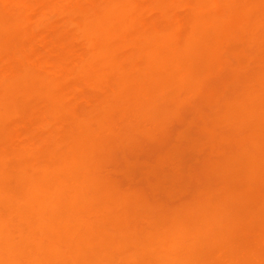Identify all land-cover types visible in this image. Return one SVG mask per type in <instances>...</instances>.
<instances>
[{"label":"bare ground","instance_id":"obj_1","mask_svg":"<svg viewBox=\"0 0 264 264\" xmlns=\"http://www.w3.org/2000/svg\"><path fill=\"white\" fill-rule=\"evenodd\" d=\"M60 1L61 0H59V2ZM137 1L136 0H124V1L123 0L122 1H120V0H101L99 3L96 2V3H98L96 5L92 4L93 7H88L87 9L85 8L81 12L78 11L79 13L75 14L76 16L70 15L71 17L70 16L68 17L69 19L67 20V22L69 21V22L73 23L74 26L76 27V31H77L76 32L77 33V37L76 38L78 39L80 37L78 39V40H80L78 43H80L81 41L82 42L84 41V43L85 42L87 43V45L85 43V46L89 45L88 47L91 48L90 52H88L89 50L88 51L85 50L86 52L89 53V54H87L89 56H87L88 58H86L87 61H85L86 63H85L84 71H86V69H92V66H94L96 63H97L96 65H98V63H100L102 65V67H101V65H99L101 68H103V66H104V68H107V69L108 68H117V67L118 68H122V66L123 67L127 66V67H125L123 69H120L122 77L120 79L118 78L120 80V81L118 80V83H119L118 84L119 85L118 86V88H119L118 92H116V94H115L113 99L111 98V100H109L110 104L114 105V103H116L118 105V107L120 106L119 108H121L120 109L121 113H120L119 117L116 118L115 117L116 113L113 112V111H112L113 112L112 113L110 111V109L107 110V107H105L106 104H107L106 101L108 102V100H106L105 103L103 104V106L105 105L103 107L104 108L103 112H101L102 108H100V107H98L96 105L97 108H99L98 110H101V111H98V113H96V114H94L92 116H89V114H87L90 111H88V112L86 111L87 112L86 114L89 117L88 116L84 117V115H83V117H81L80 115L82 113L80 115H78V116L75 115L76 119H74V124H73L74 128H72L73 132H72V134H70V137L68 136L69 139L66 140V142H63L64 140L62 141L63 142L62 148L67 146V148H66L67 150H63L64 152L61 150L62 152H60V150L58 149L60 147L59 141H57V144H54L53 143L54 140H52L53 142L50 141V144L52 142L53 146L52 147L51 146L47 147L49 145V142L47 140V142L46 141L43 142V145H45L44 143H48V144H46L47 146H45V148L47 147V150H46L47 156H45L46 158L42 157V154H43L42 151L44 150V148L40 147L39 145H35L36 143L35 144H31L32 147H30V145H29V147L28 146L26 147L27 144L24 147L20 148V149H17V148H19V147H17L16 148V153H17V150H19L17 154L15 153L17 158L13 154L15 149L13 150L11 148L12 150H9V152L12 151L11 152L12 155H11V153H9V155L12 156V157L14 155V158H16V162L18 161L17 159H20V158H18L19 155H22L23 158L20 156L22 158V161L21 160L19 161L20 165H18V167L16 166L17 167V168H15L16 171L13 170L14 174L11 173L12 176H13L12 178H14V176H15L18 179V181L20 182L18 184L20 186L19 191L17 190V193H15V190L17 188L16 189L14 188L15 190L12 189L11 192L6 191L5 190L6 188L5 189L4 188H0V264H203L201 262V258L202 257L200 258V255L203 256L202 252H204V254L208 256L209 255L208 251H210V255H212L218 261V263L220 262V264L223 261H225V262L227 261L226 264H231V263L235 264L238 260H241V259H234L235 258L234 254H232L233 256H230L232 259L228 258L229 254H226V250H227V248H229L228 246L231 245V244H229L228 241L225 242V239L223 240L219 236L218 231L221 228L219 226V222L217 220V217H216L215 213H213L215 211V209L213 211V209H211V207L209 205H202V206L199 205V206H197V208L201 207L199 209V211H198L199 217L201 219L199 218L200 221L198 220L197 221L198 223L195 224V225H194V223H196L195 221H194V223L192 225L191 222L188 221V220H187L188 223H186V224L184 222L182 223L179 218H178L179 220H177V217L174 216L176 213L175 212H173V213L171 212L175 208H172V210L169 208L171 210L170 212L169 211H165V212H163V213L161 212V214H159L160 212H157V209L160 206L157 209H155L157 214H159L158 216H160L157 219H155V217H156L155 214L156 213L154 214L155 217L153 218V216H152L153 213L152 214L149 213L148 210H145L148 213H145V214H142V215H141V213L137 214V213H139V212H137V213H135L134 216H127V213L125 211H126V208H128V206L126 205L128 202L126 201L125 196L123 197V195H122L123 193L119 191V188H122V187H121V185L119 186L120 182H118V179H116V177H115V180L113 179L114 180L113 185H112V182H111L112 181L111 178H110V181L109 180L105 181V178L103 179V182H108L109 181L111 183V186L109 185L110 183L109 184L106 183L107 185H109V187H105V188H102V190H100V191L103 192L106 201L104 200L105 203H103L102 205H99V203L95 202V196H96V192H95L96 188L95 187H96V185L98 183V182L96 183V181H99L98 178H97L96 181H95V179L98 176L97 175L98 173H102V171L101 172H98V171H100L99 167L101 165H102L101 168L103 167V164H102L103 161L101 160L102 162L101 161L97 162V163H101V165L98 166V165H96L97 163L94 160L93 163L96 166L95 167L93 165V163H91V159L93 160L92 156H94L95 154H96L95 158L97 159V154H98L99 155L98 156V160H100L99 157H100V154H101L103 149H102V147H100L101 149L97 148L98 144L102 145V143H103V145H104L106 143V141H107V138L110 139L109 135L116 134V132L120 133V134L125 133V132L130 134V132H128V131H131L133 134H135L134 139L130 137V136L133 137L132 133L130 134V136L127 134V137L124 135V137H126L125 139H124V137L122 135H121L122 137H120L119 136L120 134L118 135V137H117V134L116 135H111L113 137L115 136L116 138H118L117 141H116V140H113L115 137L114 138L111 137L112 141H116V143L118 142L117 145H115L116 143L114 144V142H113L114 148L118 149L115 146H118L119 141H120L121 138L123 140H125L123 142L120 141V143H122V146L124 145L123 148H126L125 147L126 145L128 147V144L126 142L127 140H128V143H130V142L132 144L134 143L133 145L135 146V148H136V145L139 148H141V146H142L141 143L142 142L140 143V141L137 139L138 136H142V137L144 136L145 137L144 141L146 139H149V137H152L153 141L155 139L157 140L159 138V135H157L158 138L154 139L155 135L158 134V132H159V134L163 136L164 134H162L163 133L162 131L165 129L166 126L168 127V125H169V127H168L169 129H167V131L168 130L170 132L174 131L176 133V135L178 134L177 132L179 130H177V129L171 130L170 127H171V124H173V122L176 120L175 116H177V115H174V114L178 113V116L182 117L181 112L183 110L180 109V108L182 107L183 104L186 105V101H188V99L186 100L185 98L187 97V95L186 94H185L186 96L183 95V96H185V98H184L181 93H180L181 97H177L179 94L178 95L175 94V95H177L176 98H174L175 105L171 104V106H173V110H174V107H175L176 113H173L174 111L171 108H170L171 111L169 109V111H167V112H164L163 108H161V109H158V112L157 111H155V112L158 114V113H160L159 111L162 110V112H164V114L161 112L162 114H160V115L158 114L159 115V116L157 115L158 117L155 118L156 115L154 116V118L156 120H154V118L151 117L152 121L148 122L144 118V112L147 111L146 110L147 106L144 105V103H145V101H148V102L150 101L151 102V100L153 101L154 98H153V94L150 95V92L149 91H148L149 93L147 92V90H149V89H147L146 91H144V89H145V87L148 86V84L151 83V81H156V83L157 82L159 83L160 80L158 79L157 73L161 74L163 72L164 75H165L171 69L176 73L175 76L177 77V79H179V80L183 79L184 77H182V74H184L185 72H183L181 70V67L176 65L175 61H174L175 62V64H174L173 60L176 59L175 56L177 54H179V53H182V54L185 53L186 55L183 54L182 57L184 56V58H185L187 56L186 59L189 58L192 55V53L194 52V51L192 52V49H195V46L199 45L198 42L199 43H200V41L202 42V39L200 40V38H201V36L203 37V33L204 32H208V31L211 32L212 30L216 31V27L213 24L214 23L215 14L213 15V13H210V14L207 13V11L204 10L205 9L204 8L205 5L204 4L201 5V4L203 2H205V3L206 2L207 3H210V2L220 3L221 5L223 3L226 4V5H224V4L222 5V6H225L226 8L224 7V9L221 12L219 11L222 15L219 14L218 16H219V18L221 20V18H223L222 16L225 15L224 17H226V21H229V22L232 21V20H235L236 22L239 23L240 21L243 22L244 20H247V18H246L247 15L246 14H247V11L249 10L248 5H247V2H248L247 0L246 1L245 0H194V2L197 4L196 6H198V4H200V6H202V7H200L199 13H198V10H199L198 8L195 11V12H197V14H195V12H194L193 16L194 15H198V18H197V16H194V17L192 16L193 18H197V19L194 21V19L191 18L193 20V22H195V23L192 22L193 25L191 24L189 29L187 28V27H189V25H187V22L185 24H183V27H184V25L187 26V27H184L185 30H188L187 34L186 33L181 34V31H180V28H179L181 26H179V27L176 26L175 28L173 27L174 29H172V27L168 29V27H167V29L166 28L164 29V30H167V31H164V32H161V31L158 32V30L156 32H151V31L147 32V30L146 31L142 30L139 33V31H140L139 30V31H137L138 33L136 32L137 35L129 37L128 35H131V34H126L128 25H126L125 19L126 20L129 19L128 21L133 19V16H132L133 13L132 12H134V13L136 12L135 11L136 10L135 4H136ZM170 1H173V0H170ZM177 1L180 2V3L183 2V4H184L187 0H175V2H177ZM12 2H10V3H12ZM62 2H64V0ZM194 2H192V4ZM2 4H3V7L5 9L9 10L8 8H9V6L11 4L10 5L8 4V0H7V2L5 0V2L2 3ZM41 4H43V3H41ZM147 4H148V2H147ZM192 4L190 6H192ZM28 5H30V4L27 3V6ZM12 6H14V5H12ZM222 6H220V7H222ZM193 7H195V5ZM12 8H11V10H13ZM19 8L24 9L22 11L25 12V9H26L25 7L23 8L22 6H19ZM58 8H59V4H58ZM30 9L31 8L29 7V10ZM75 9L76 8L73 7L72 10H74V12H75ZM16 10H17V8L15 10H13V11H16ZM26 10H28V9H26ZM42 10H41V12H42ZM209 10H210V8H209ZM19 11L20 10H18V12ZM67 11H69V10L67 9ZM53 12L55 14V10ZM62 12H63V10H62ZM0 13H3V10H1ZM20 13H21V11H20ZM131 13H132V15H131L132 18H128L127 19L128 16L130 17ZM138 13H139V11H138ZM216 13L218 14V12H216ZM6 14H7V12H6ZM33 14H35V13H33ZM10 15H12V14H10ZM30 15H32V13H30ZM56 15H57V12H56ZM15 16L16 15H14L13 17H15ZM13 17H12V20H10V21H13ZM58 17H60V14H59ZM39 18L37 17L36 20H38ZM24 19H25V17H24ZM56 19H58V18L56 17L55 20ZM224 19L225 18H223V20ZM3 20L5 21V20H7V18L3 19ZM14 20L15 21H13V23L11 24L12 27L8 25L10 28H7L5 25H0V36H1L0 37V39H1L0 40V44L1 43L5 44L4 43L5 40H7L8 36L10 37L11 34H8L9 33L8 31L12 32L14 29H18V30L21 29L22 33H24L25 29H27V28L29 29V27H27V24H26L27 21L20 22L21 23L20 24V23L16 22V20H17L16 17H15ZM19 20L21 21V19H19ZM10 21H8V22H10ZM218 22H219V20H218ZM29 23H30V21H29ZM39 23H40V20H39ZM176 23H177V21H176ZM221 23H223V22L221 21ZM37 24H38V22H37ZM65 24L63 23V26ZM135 24H137V23H135ZM135 24H134V26H135ZM240 24H241V22H240ZM32 25L35 26L36 24H34V22H33ZM43 25H46V23L43 24ZM175 25H177V24H175ZM53 26H55V25H53ZM129 26H130V24H129ZM134 26L132 25V27H134ZM234 26L236 27V25H234ZM247 26H248V24H247ZM14 27H16V28H14ZM56 27H58V26H56ZM71 27L72 26L70 25V28ZM134 29H137V28L134 27ZM144 29H145V27H144ZM207 29H208V31H206ZM230 29L231 28L229 27V30ZM239 29H240V27H239ZM54 30H55V27H54ZM56 30H57V28H56ZM219 30L221 31V29H219ZM243 30H245V28H243ZM70 31H71V29H70ZM246 31H247V33L250 36V38H249L250 42L248 44L249 48L245 49V50L250 51L249 50L250 49V44H251L252 41H254V38H257L256 37L257 33L260 32V31H262V33H263V31H264V18L263 19L262 18H259V19L258 18H254V20H252L251 24H249L248 28L244 32H246ZM211 33H213V32H211ZM114 34L118 35V36H116V35L114 36V37H118V43L113 42V40L115 38L113 39L112 36ZM13 35L15 37V34H13ZM263 35H264V33H263ZM263 35L261 36V38L263 37ZM24 36H25V34H24ZM24 36H22V39H23ZM61 36H62V33H61ZM67 36H68V34H67ZM26 37H27V35H26ZM161 37H164V38L166 37L165 38L166 42H163L162 40H160V39H162ZM158 38H159V40L162 43H159L157 41ZM247 38H248V36H247ZM221 39H222V37H221ZM249 39H248V41H249ZM8 40H9V38H8ZM78 40H74V41L76 42ZM215 40H217V39H215ZM256 40H259V38L255 39V43H256ZM11 41H12V39H11ZM22 41H25V39H23ZM132 41L133 42L135 41L137 43V45H136V48H138L137 52L133 53L134 55L131 54L129 56L130 57L129 59L127 57L126 60L120 62L115 57L114 47L116 45L118 47V44H119V46H123L124 45V47H125V44H128L129 42L131 43ZM6 43H8V42H6ZM114 43H116L115 46H114ZM196 43H197V45H196ZM224 43L225 42H223V44ZM217 45H218V52H219V49H220L219 46L221 44H217ZM252 45H253V43H252ZM59 46H61V45H59ZM41 47H42V45H41ZM82 47H83V43H82ZM94 47L97 48V50L96 49L94 50ZM99 47H101L104 50V52L101 50L102 53H99V52H101V51L98 52V48ZM124 47H122V49ZM212 47L214 48V45H212ZM14 48H12V49H14ZM33 48H35V46ZM136 48H135V51H136ZM213 48H212V50H214ZM224 48H225V46H224ZM7 49L9 50V48H7ZM251 49H252V46H251ZM212 50H211V52H212ZM216 50H217V48H216ZM252 50H254V49H252ZM14 51H15V49H14ZM96 52H98V53H96ZM190 52H191V54H190ZM202 52H204V50ZM238 52H239V50H238ZM251 52L252 53H250V52L246 53V51H245L244 54H245V56H247V58L244 57V58H246L245 59L246 60L245 61V65L244 66L243 65L240 66V68L236 67V69H238V72H236V76H234L235 78L233 77L234 78L233 79L232 77H230L231 78L230 80L228 78L227 81L225 80L224 83L222 82L223 84L220 85V87L217 86L218 89H215V91L209 96L210 99L207 98V99H209V101L207 100L208 104L206 102L205 105L207 106L206 113H207L208 121L211 120V119L217 118V116H221L222 118H219V119H222V121L224 123H227L228 124L227 126H229V123H233L234 127L237 125L236 130L232 127V125H231L232 129L230 127L231 130L235 131V136H232L234 132L231 131V130L229 131L230 133H232V134H229L230 136L225 134L226 133L225 131H227L228 129L223 130L224 128L227 127V126H225L226 124L223 123L225 127L221 126L222 130L219 128V131H217L215 129L214 130L215 134H213V136H212L214 138H212V139L222 141L223 138H224V139L228 140V142L230 143L229 147L232 146V147H235L236 149L234 148L235 151H233V152H232V149H230L231 152L230 151L229 152H230L231 155L229 156V154L217 153V151H215L216 153H213L215 149L211 148L210 153L208 155L216 156V157H218L220 159V161L217 164V166H214L211 169V172H208V171L205 172L206 175L205 176L203 175V181H204L203 185L204 186L202 188H203V190H208L210 187L218 184L220 186V188L224 189L226 192L229 191V189L225 188L223 185L221 186L222 178L224 177V175L226 174V172L228 170V167H227L228 165L226 164L227 163L226 160L229 157L233 161V162H231V164L233 163L235 165L237 164V165L243 166V168L245 167L244 168L245 169V175H246V178H247V181H246L247 183H245V184H247L246 187H245L246 188V192H247V193L245 192L246 196L249 197L248 195H250V193L252 194V197H253V195L254 196L256 195L255 196L256 201L259 202V203L261 202L260 203L261 206L258 203V206H260V207L257 206L258 208H256V209L261 208L259 213L261 212L260 215L262 216V218H264V177H262L261 175L260 176L259 175H254V174H256V172L254 173V171H256V169H257V167L259 165L261 167L263 165V167H264V130H263V128H264V105H260L261 104L260 103V104H257V106L255 108H251L250 107L251 109L247 108V106H244V104L247 102V100L256 99L259 96L261 98V94L264 93V65H263V63H261L262 65H261L260 68H259L258 65H255V63H256V59L255 58L256 57H255L254 51H251ZM76 53L77 52H75V54ZM79 53L81 54V52H79ZM16 54H15L14 58L17 59V56H18L17 60L20 61L22 54L21 55L19 53H18L19 55L18 54L16 55ZM83 54H84V52H83ZM212 54L214 55V53H212ZM223 54H225V52ZM5 55L6 54H4V56ZM35 56H36V54H35ZM210 56H212V55H210ZM210 56H209V58H210ZM8 57H9V55H8ZM76 57H77V55H76ZM76 57H74V58H76ZM83 57H86V56H83ZM214 58H215V55H214ZM77 59H79V58H77ZM197 59H198V57H197ZM254 59H255V61H254ZM83 60H84V58H83ZM83 60H81V61H83ZM98 60H100V62ZM32 61H30L29 63H31ZM101 61H102V63H101ZM126 61L128 63H127V65L124 66L123 64L126 63ZM260 61H262V60H260ZM6 62H8V61H6ZM12 62H13V60H12ZM252 63H254L255 67H258V68L253 67ZM17 64H19V63H17ZM80 64H81V62L79 63V65ZM259 64H260V62H259ZM3 65H4V63H3ZM19 65H21V64H19ZM167 65L168 66L169 65L170 66L174 65L173 68L175 70L172 67L169 68ZM21 66H22L21 69H23V70L25 68H26V70L30 69V65H29V68L27 69L28 64H26V66H24L25 68H23V65H21ZM36 67L37 66H35V68ZM79 67H80V69L82 68L81 65L76 67V68H79ZM35 68H33V69L36 70ZM95 68H97V67H95ZM104 68H103V70H104ZM232 68H234V67H232ZM187 69H185L186 73L188 71ZM26 70L21 71L20 74H22V72H25V73H27V72L29 73L30 72V71L26 72ZM81 70H83V69H81ZM36 71H35V73H36ZM76 71H78L79 74H82L79 69H76ZM76 71H75V74H77L76 75V77H77V76H79V74ZM84 71H83V74H85ZM120 71H118V72H120ZM5 72H6V70H5ZM37 72H39V71H37ZM207 72H208V70H207ZM105 73L107 74V72H105ZM30 74H33V72H31ZM41 74L42 73H40V75ZM13 75H14V73H13ZM24 75H22V76H24ZM33 75L30 76L31 79H32ZM96 75H98V74H96ZM168 75H169V73H168ZM168 75L166 74L165 76L168 78L169 77ZM170 75H172V74L170 73ZM27 76H29V75H27ZM183 76H186V75H183ZM232 76H233V74H232ZM17 77H18V75H17ZM4 78H5V80H3ZM74 78H75V76H74ZM11 79H9L10 80L9 81L4 76L1 79L2 83L0 82V121L4 117H5L4 119H6V116H8V115L11 116V113H10L11 111H9L10 109L8 108L9 109L8 110L7 107L11 106L12 104L6 107L5 103L7 101L10 102V100H11V102L12 101L15 102V99H16V97H15V99L13 97H14V94H16V92L14 93V90L17 89V87L13 90L12 86L10 85L12 83L9 84V82H11ZM38 79H40V80H38V82H40V81L43 82V80H41L40 77ZM12 82L14 83L15 81H12ZM96 82H97V80H96ZM103 83H105V81ZM97 84H98V82H97ZM115 84L116 83L114 82V85ZM49 85H51V84H49ZM181 85H182V83H181ZM50 87H52V86H50ZM116 87H117V85L114 86V88H116ZM212 87H214V86H212ZM47 88H49V87H47ZM207 88L208 89L210 88L209 84H208ZM24 90H27V89H24ZM43 90H46V92L48 93V97L50 96V97L54 98V95L56 93L53 94L54 92L50 91L51 89L47 91V89L45 88ZM181 91H185V92H183V94L186 93V90L182 89ZM196 91L199 92V90H196ZM25 92L26 91H24V93ZM197 92H196V94H197ZM112 94L110 93L109 95L113 97ZM43 95H47V94L43 93ZM19 96H20V94H19ZM59 97L61 98V97H63V95H61ZM206 97H208V96H206ZM19 100L21 102L22 99H19ZM62 100H63V98H61V103L63 104L65 102V99L63 100L64 102H62ZM259 100L256 99V101L258 103L260 102ZM43 101H45V100H43ZM103 101L104 100H102V102ZM156 101L157 100L154 99V102H156ZM188 102L190 103V101H188ZM45 103L48 104L46 101H45ZM61 103H59V104H61ZM234 103H239L240 109L238 108L239 109L238 112L241 111L240 113H235L234 114V112H236V111H234L235 108L233 109V106H232ZM15 104H17V103H15ZM15 104H14L13 108L15 107ZM101 104H100V106H102ZM17 105H16V107H17ZM55 105H56V102L54 101V106ZM246 105H247V103H246ZM60 106L62 108V105H60ZM64 106H65V104H64ZM107 106L109 107V105H107ZM157 106L158 105H156V107L155 106L153 107V105H152V110H153V108L156 109ZM57 107H59V105H57ZM93 107H94V105L92 106V108ZM114 107H116V106H114ZM150 107L151 106H149V108H148V110H149L148 114H151L150 111H152ZM165 107L169 108V106H164V108ZM13 108L11 110L14 111ZM61 108H60V110H62L61 112H63V109L67 112V110L65 108H62V109ZM105 108H106V110H105ZM49 109L50 108H48L47 112L49 111ZM88 110H90V109H88ZM179 110H181V111H179ZM13 111H12V113H13ZM92 111L94 112L93 109H92ZM92 111L90 112V114L93 113ZM14 112L16 113V111H14ZM52 112L54 113V110L51 111V113ZM72 112H74V110ZM171 112L173 113L174 118H173V116L171 118V115H172V114H170ZM48 113H47V118H50V116H48L49 115ZM53 113H52V115H53ZM184 113H185V111H184ZM73 114L74 113H72V116H73ZM83 114H85V112ZM166 114H167L169 120H168ZM243 114H245V115H243ZM14 115H13V118L15 117ZM34 115H36V114H34ZM58 115H60V114L58 113ZM79 116H80V118H78ZM55 117H56V115L54 116V118ZM65 117L67 118V116H65ZM180 117L179 118L177 117V120L182 119ZM69 118H70V115L68 117V120L65 123H67L68 121H71ZM9 119H10V117H9ZM39 119H40V117H39ZM51 119H53V117ZM172 119H174V121ZM36 120H37V118H36ZM57 120H59V119H57ZM57 120H56V122H57ZM204 120H206L205 122L207 123V119L205 118ZM14 121H16V120H14ZM61 121H62V119H61ZM118 121L121 122V123L123 122L122 125L123 124L125 125L124 122L126 121L127 122V125H126L127 127L126 126L124 127V125H123L124 128L120 129L119 125H118ZM179 121H180V124H181L182 121L181 120H179ZM179 121H177V123ZM72 122H73V120H72ZM175 122H174V125L177 124ZM235 122L237 123L236 125H235ZM168 123H170V124H168ZM1 124H3V123H1ZM69 124H71V126H72L71 122H69ZM223 124H221V125H223ZM43 125H46V124L42 123L41 126L44 127ZM0 126H2V125H0ZM29 126H30V124H29ZM46 126H48V124ZM180 126L181 125H176L175 127L176 128L178 127L180 129ZM5 128L6 127H4V129H2V130L7 131V130H5ZM46 128H43V129L45 130ZM172 128H173V125H172ZM211 128H212V124H211ZM216 128H217V126H216ZM20 129H22V128H20ZM43 129L40 130V132L42 131L41 134L44 131ZM49 129L51 131H53V129L50 128V126H49ZM176 130H177V132H176ZM22 131H24V130H22ZM55 131H56V129H55ZM160 131L162 133H160ZM181 131H183V130L182 129L180 130L179 135H181L180 134ZM8 132H9V130H8ZM65 132L69 133L68 129ZM22 133H21V135H22ZM54 133L52 132V135ZM67 133H65L66 136H67ZM31 134H32V132L29 133V135H31ZM3 135H4V133H3ZM136 135H138V136L136 137ZM185 135H187V134H185ZM11 136L13 137V135H11ZM39 136L41 137V135H39ZM66 136H64L63 138H65ZM128 136L130 137V139L128 138ZM162 136H160V137L162 138ZM2 137H4V136H2ZM5 137H8V136H6V132H5ZM56 137H59V136H57V134H56ZM119 137H120V139H119ZM60 138H62V136ZM180 138H182V137H180ZM22 139H24V138H22ZM135 139L138 140L137 143L139 142L141 144V146L138 145L139 143L136 144V140ZM20 140H21V136H20ZM34 140L32 141L33 143H34ZM3 141H4V139H3ZM14 141H12V142H14ZM112 141L111 142L109 141V144L112 143ZM144 141H143V143H144ZM19 142L20 141H18V143ZM8 143H9V141H8ZM107 143H108V141H107ZM107 143L105 145L109 146V144H107ZM131 143H130V145H131ZM2 144H3V142H2ZM113 144H110V147H112ZM9 145H10V143H9ZM9 145H7V147ZM13 145H14V143H13ZM120 145H119V147H120ZM130 145H129V147H130ZM218 145H220V144H218ZM225 145H228V144H225ZM11 146H12V144H11ZM143 146H144V144H143ZM110 147H107L108 148L107 149L106 147L103 146V148H104L103 152L105 151L104 153H106V156H108L109 153L111 154V152H113V151L110 150ZM62 148L60 147V149H62ZM105 148L107 150H105ZM114 148H111V149H114ZM132 148H133V146L131 147V149ZM222 148H223V146H222ZM226 148H228V147L226 146ZM5 150H7V149H5ZM93 150L94 151L96 150L98 152L95 151V154L93 155ZM118 150H117V153L121 149L119 151ZM129 150H130V148H129ZM133 150H134V148H133ZM0 151H1V149H0ZM91 151H92V154H90ZM99 151H101L100 154H99ZM103 152H102V154H103ZM194 152H195V150H194ZM5 153L2 156L8 158L9 156H7V155L5 156ZM120 154H122V153H120ZM3 157H1V158H3ZM105 157L103 159L104 161H105V159H107V157L106 158ZM204 157H206V156H204ZM125 158H127V157H125ZM194 158H196V157H194ZM101 159H102V157H101ZM117 160H118V158H117ZM125 162H126V160H125ZM128 162H129V159H128V161L126 163L128 164ZM178 162H180V161H178ZM157 163H159V162H157ZM4 164H8V163H4ZM10 164H12V163H10ZM107 164H108V162H107ZM165 165H166V160H165ZM97 166H98V169H97ZM160 166H161V163H160V165L158 167H160ZM173 166H174V164H173ZM208 166L210 167V165H208ZM0 168H2V166ZM6 168H7V165H6ZM9 168H11V165H10ZM103 168H104V171H107V169L105 167H103ZM126 168H129V167L126 166ZM126 168L125 169L122 168V169L125 170V171L129 170V169H126ZM167 168H168V166H167ZM122 169L120 170L121 172H119V174H122V172H124ZM253 169H255V170H253ZM10 170H9V172H10ZM112 170H113V168H112ZM158 170H159V168H158ZM158 170H157V172H158ZM202 170H203V172L205 171L204 168ZM96 171H97V173L95 174ZM108 171H107V173H108ZM117 171L118 170H116V173H117ZM243 171L244 170H242V172ZM6 172H7V170H6ZM9 172L7 174H9ZM200 172H201V170H200ZM168 173H169V170H168ZM187 174H189V173H187ZM0 175H2V174H0ZM100 175H102V178L104 177L103 174H100ZM180 175H181V173H180ZM94 176H95V179H94ZM192 176H194V175H192ZM99 177H101V176H99ZM106 177L109 178V176H106ZM181 178H183V177H181ZM227 178H228V180L230 179L228 176H227ZM164 179L165 178L162 177L161 180H164ZM178 179H180V178H178ZM161 180L159 179V183H161L162 186H164L163 185L164 181L161 182ZM166 180L169 181V177L167 179V176H166L165 181ZM197 180L195 182L198 183V184H201V183H199L200 181L197 182ZM125 181H126V178H125ZM115 182H117L118 185H116ZM176 182H178V181H176ZM201 182H202V180H201ZM101 183H100V186H101ZM114 183H115L116 186L114 185ZM155 183H156V181H155ZM167 183H169V182H167ZM228 183L229 182H227V184ZM12 184L13 183H11V185ZM164 184H165V190H166L168 188V186L166 188L167 184L165 182H164ZM170 184H168V185L170 186ZM14 185L17 186L16 183ZM155 185H153V186H155ZM159 187L161 188V186H159ZM159 187H157V188H159ZM199 187H201V186H199ZM195 188L198 189V187H195ZM168 189H170V191H172L171 187L168 188ZM168 189L166 191H168ZM97 191L99 192V190H97ZM139 192L143 193L144 191L142 192L140 190ZM194 193L196 194V192H194ZM199 193H201V191H199ZM203 193L204 192L202 191V195H203ZM98 194L99 193H97V195ZM103 194H102V196H103ZM228 194H229V192H228ZM230 194L233 197H235L236 199L241 197V196H239V194L236 195L233 192H230ZM99 195H101V194H99ZM99 195L97 197L101 198L102 196H99ZM143 195H144V193H143ZM187 195H186V197H187ZM215 195H217V193ZM243 195H244V191H243ZM199 196L201 197V194L197 195V198H200ZM104 197H102L101 200H103ZM243 198H245V196H243ZM144 199H146V198H144ZM175 199H178V201L180 200V198H175ZM175 199L173 198V200H175ZM185 199L183 198L182 201H184ZM191 199L192 198L190 196L189 202L192 201ZM147 200H148V198H147ZM153 200H154V197H153ZM195 200H194V202H195ZM199 200H202V197ZM129 201H130V199H129ZM141 202H142V200H141ZM145 202H142V203H145ZM154 202H155V200L153 201V203ZM172 202H174V201H172ZM178 203L180 205L183 204V207L186 206V204H184L185 202H183V203L177 202V204H176V202H174L173 204L178 205ZM160 204H162V203H159V205ZM188 204H190V203H188ZM125 205L127 207L124 209ZM151 205H153V204H151ZM180 205H178V207ZM220 205L221 204L219 203V206ZM172 206L170 205V207H172ZM190 206H193V205L190 204ZM129 207H130V205H129ZM153 207H154V205H153ZM153 207H152V209L149 208L150 212H151V210H154ZM165 208H166V206H165ZM185 208H188V207L186 206ZM208 208H210V209L208 210ZM214 208H216V207H214ZM141 209H146V208H144V206L142 208V206H141ZM193 209H194L193 207H190L189 208V212L192 211L194 213ZM130 210H132V208ZM137 210H138V208H137ZM179 211H180V208H179ZM134 212H133V214H134ZM141 212L144 213L142 210H141ZM128 213H129V211H128ZM130 213H132V211H130ZM89 216H90V218H92V216H94V220L90 219ZM179 216L181 217V215H179ZM261 216H260V218H261ZM108 218H109V221H106V222H108L107 225L105 227L103 225H101L102 221H104V219L107 220ZM181 220H182V218H181ZM188 224H191V225H188ZM14 232L18 236L16 239L14 238L15 236L13 237ZM232 236H231V238H232ZM231 238H230V240H231ZM227 244H229V245H227ZM232 245H233V243H232ZM204 250H208V251L205 252ZM231 251H233L232 248H231ZM199 252H201L202 254L200 253V255H199ZM229 253H231V252H229ZM206 258H209V257H206ZM215 259H213V260H215ZM233 259L236 262L233 261L234 262L233 263V262L230 261V260H233ZM225 262H223V263H225Z\"/></svg>","mask_w":264,"mask_h":264},{"label":"rangeland","instance_id":"obj_2","mask_svg":"<svg viewBox=\"0 0 264 264\" xmlns=\"http://www.w3.org/2000/svg\"><path fill=\"white\" fill-rule=\"evenodd\" d=\"M5 2V0H0V12H1V10H3V13H0V25H5L7 28H10L9 26H11V24L13 23V21H15L14 19H15V17H16V22L17 23H20V22H23V21H27L26 22V24H27V27H29V29L27 28V29H25L24 30V33H22V30L21 29H14L12 32H10V31H8L9 33L8 34H11L10 35V37L8 36V38H9V40H8V38H7V40H5V44H3V43H1L0 44V62L2 63H0L1 65H0V80L5 76L6 77V79H11V82H9V84L10 83H12V84H10L11 86H12V88H13V90L17 87V89H15L14 90V93L16 92V94H14V99H15V97H16V99H15V102L14 101H12L11 102V100H10V102H6L5 103V105H6V107L7 106H9V105H11V106H9V107H7V109L9 110V111H11L10 113H11V116L10 115H8L9 117H10V119H9V117L8 116H6V119H1V121H0V125H2V126H0V149H1V151H0V167L2 166V168H0V174H2V175H0V188H6L5 190L6 191H9V192H11L12 191V189H14L15 190V193H17V190L19 191V188H20V186L18 185L20 182L18 181V179L14 176V178H12L13 176H12V174H14L13 173V170L14 171H16V169L15 168H17L18 167V165H20L19 163V161L21 160L22 161V155H19V157L18 158H20V159H17L18 161L16 162V155H15V153H16V148L17 147H19V148H17V149H20V148H22V147H24L26 144V147L28 146L29 147V145H30V147H32V145L31 144H35V145H39L40 147H43L44 148V150L42 151L43 152V154H42V157H45V156H47V152H46V150H47V147H49V146H53V144H52V140H54V144H57V141H59V145H60V147L62 148V144H63V142H66V140H68L69 139V137H70V134H72V128H74V126H73V124H74V119H76V116L75 115H80L81 113V117H83V115H84V117L86 116H88L87 114H89V116H92V115H94V114H96V113H98V111H101V112H103V107L105 106H103V104L105 103V101L106 100H108V102L106 101V106L105 107H107V110H109L110 109V111L112 112H115L116 113V118L117 117H119V115H120V113H121V111H120V109L121 108H119L118 107V105L116 104V103H114V105L113 104H110L109 103V100H111V98L113 99L114 98V96H115V94H116V92H118V80L122 77V74H121V71H120V69H123V68H125V67H127V66H125V65H127V61H126V63H124L123 65L125 66V67H123L122 66V68H104V66H103V68H104V70H103V68H101L102 67V65L100 64V63H98V65H94V66H92V69H86V71H84V67H85V61H87V59L86 58H88L87 56H89V55H87V54H89L88 52H90V50H91V48H89L88 46H85V43H84V41L82 42H80V43H78L80 40H78L76 37H77V31H76V27L74 26V24L73 23H71V22H67V20L69 19L68 17L70 16V15H74V16H76L75 14H78L79 12H81L82 10H84L85 8L87 9L88 7H93L92 6V4H94V5H96V4H98L101 0H64V2H62L63 0H61L60 2H59V0H8V4L10 5L9 6V10H7V9H5L4 7H3V4L2 3H4ZM12 2V3H10V2ZM42 1V2H41ZM120 1H122V0H120ZM124 1V0H123ZM137 1V0H136ZM246 1V0H245ZM248 2H247V5H248V8H249V10L247 11V20H244L243 22L242 21H240L241 22V24H240V22L238 23V22H236L235 20H232V21H226V17H224V16H222L223 18H225L224 20H223V18H221V20H220V18H219V14H221L220 12L224 9V7L225 6H222L220 3H213V2H210V3H205V2H203L201 5H205V11H207V13H213V15L215 14V18H214V26L216 27V31H214V30H212L211 32H213V33H211L210 31H208V29L206 30V31H208V32H204L203 33V37L201 36V38H200V40L202 39V42L200 41V43L198 42V44L199 45H197V43H196V45L197 46H195V49H192V55L189 57V58H187L186 59V57L184 58V56L182 57V55L183 54H185V53H179V54H177L176 56H175V58L176 59H174L173 60V62L175 61L176 62V65H178L179 67H181V70L183 71V72H185L184 74H182V77H184L183 79H181V80H179V79H177V77L175 76V72L173 71H171V70H169L168 71V73H169V75H168V73H166L169 77L167 78L165 75H164V73L162 72L161 74L160 73H157V75H158V79L160 80H158L159 81V83L157 82L156 83V81H151V83L150 84H148V86L147 87H145V89H144V91H146L147 89H149V90H147V92L149 91L150 92V95L151 94H153V98L155 99V100H157L156 102H154V99H153V101L151 100V102L149 103L148 101H145V103H144V105H146L147 106V111H145L144 112V118L148 121V122H150V121H152V118H154V116H155V118L156 117H158L160 114H164V112H167V111H169V109L171 108L172 110H173V106H171V104L172 105H175V103H174V98H176V96L177 97H181V95H180V93L182 94V96L183 95H187V97L185 98V96H183L186 100L188 99V101H190V103L188 102V101H186V105L185 104H183L182 105V107L180 108V109H182L183 111L181 112V115H182V117H180V116H178V113L177 114H174V115H177V116H175V119L177 120V117L179 118H182V119H179V120H183L182 122H181V124H180V121L179 120H177V121H179L178 123H177V121L175 122L174 121V119H172L175 123H177L176 125H181L180 126V129L177 127H175L176 125H174V122H173V124H171V130H174V129H177V130H179L178 132H177V130H176V132L178 133L177 135H176V133L173 131H167V129H169L168 127H169V125H168V127L166 126L165 127V129L161 132L160 131V133H162V134H164L163 136L162 135H160L159 134V132H158V134H156L155 135V137H154V139L155 138H158V136L157 135H159V138L155 141H153V138L152 137H149V139H146L145 141H144V139H145V137L143 138L142 136H138V135H136V137H137V139L140 141V143L142 144V146H141V144L139 143H137V141L138 140H136V144H138L139 146H141V148H139L137 145H136V148H135V146L131 143V145H130V143H128V140L126 141L127 142V144H128V147H127V145L125 146L126 148H123L124 147V145L122 146V143H120V141H125V140H123L122 138L120 139V137H124V135L127 137V134L128 133H126L125 131V133H122V134H120V133H117L116 132V134H117V137H118V135L120 136L119 137V139H120V141H119V144H118V146H115V147H117L118 149H116V148H114V144L116 143V141H117V139L118 138H116L115 136V138L113 137V136H111V135H116V134H111V135H109L110 136V139L109 138H107V141H108V143H107V141H106V143L107 144H109V141L111 142L112 140V138H114L113 140H116V141H112V143H110V144H113V142H114V144L112 145V147H110V144H109V146H106L105 144L103 145V143H102V145H99L98 144V146H97V148H100V147H102V149L104 150V148H103V146L104 147H110V150L111 151H113V152H111V154L109 155L108 154V156H106V153H104L103 152V150H102V152H103V154H102V152L101 151H99V154H100V152H101V154H100V160H98V154H97V159L95 158L96 157V154H95V151L93 150V155L94 156H92L93 157V160L91 159V163H93V161L95 160V162L97 163V162H99V161H103V167H105L106 169H107V171H108V173H107V171H104V168L102 167L101 168V163H97L96 165H98V166H100L99 167V169H100V171H98V172H101L102 171V173H98L96 176V179H95V176H94V179H95V181L97 180V178L99 179V181H96V183H97V185H96V190H95V192H96V196H95V202L96 203H99V205H102L103 203H105V197H104V194H103V192L102 191H100V190H102V188H105V187H109V185L111 186V183L109 182L110 181V178H111V182H112V185H113V182H114V180H115V177H116V179H118V182H120V184H119V186L121 185V187L122 188H119V191L120 192H122L123 194V197L125 196V199H126V201L128 202H126L127 204V206H128V208H126L127 206L125 205L124 206V209L126 208V213H127V216H134L135 215V213H137V212H139V213H137V214H140L141 213V215L142 214H145V213H148V212H146L145 210H148L149 211V213H153L152 214V216H153V218L155 217V215H156V217H155V219H157L158 217H160V216H158L159 214H161V212L163 213V212H165V211H171L172 210V208H175V209H173L171 212L173 213V212H175L174 214V216L175 217H177V220H179L180 219V221L183 223H188V221H190L191 222V224L193 225V223H194V221L196 222V223H194V225L195 224H197L198 222V220L200 221V217H199V213H198V211H199V209L201 208H197V206H199V205H209L210 207H211V209H213V211H214V209H215V211L213 212V213H215V215H216V217H217V220H218V222H219V226H220V230L218 231V234H219V236L224 240L225 239V242L226 241H228L229 242V244H231V245H229V244H227V245H229L228 247L229 248H227V250H226V254H229V256H228V258H231L230 256H233L232 254H234V259H241V260H238L237 262L236 261H234V259L233 260H230L231 262H236L235 264H264V218H262V216L260 215L261 214V212L259 213V211H260V209L261 208H259V209H256V208H258V207H260L261 206V202L259 203V202H257L256 201V198H255V196L253 195V197H252V194L250 193V195H248L249 197H247L246 196V185L247 184H245V183H247L246 181H247V178H246V175H245V167L243 168V166H240V165H235V164H231V162H233L232 161V159H230L229 157L227 158V160H226V164L228 165L227 167H228V170H227V172H226V174L224 175V177L222 178V184H221V186L223 185L225 188H227V189H229V191H225L224 189H222V188H220V186L217 184V185H214V186H212V187H210L208 190H203V184H204V181H203V175L205 176L206 175V173L205 172H211V169L214 167V166H217V164L219 163V161H220V159L218 158V157H216V156H211V155H208L209 153H210V150H211V148H214L215 150H214V152L213 153H216L215 151H217V153H222V154H229V156L231 155L230 154V152H231V150L230 149H232V152L233 151H235V147H232V146H230L229 147V145H230V143L228 142V140H226V139H224L223 138V140L222 141H220V140H214V139H212V138H214V137H212L213 136V134H215V129L217 130V131H219V128L222 130V127L221 126H223V127H225V126H227L228 124L227 123H224L223 121H222V119H219V118H222L221 116H217V118H215V119H211V120H209L208 121V117H207V113H206V109H207V106L205 105L206 104V102H207V100L209 101V96L215 91V89H218L217 88V86L218 87H220V85H222L224 82H225V80L227 81V79L229 78V80L231 79L230 77H234V76H236V72H238V69H236V67L237 68H240V66H244L245 65V59L247 58V56H245V51H246V53H248V52H250V53H252L251 51H254V54H255V59H256V63H255V65H258L259 66V68L261 67V63H263V65H264V35H263V33H264V31H263V33H262V31H260V32H258L257 33V35H256V37L257 38H254V41H252L251 42V44H250V51H248V50H245V49H248L249 48V46H248V44H249V42H250V36H249V34L247 33V31L246 32H244L247 28H248V26H249V24H251V22H252V20H254V18H264V0H247ZM6 2H7V0H6ZM28 4H30V5H28L27 6V3ZM96 2H98V3H96ZM147 2H148V4H147ZM158 2V3H157ZM160 2V3H159ZM189 2V3H188ZM192 2H194V0H187L184 4H183V2H175V0H173V1H170V0H138L137 2H136V4H135V8H136V12L134 13V12H132L133 13V15H132V13L130 14V17L128 16L127 17V19L128 18H132L131 17V15L133 16V19H131L130 21H128V20H126L125 19V21H126V25H128L127 26V33L126 34H131V35H128L129 37H132V36H135V35H137V31H139V33L143 30V31H146L147 30V32L149 31H151V32H156L157 30H158V32L159 31H161V32H164V31H167V30H164L165 28L167 29V27H168V29L169 28H171L172 27V29H174L176 26H181V27H179L180 28V31H181V34H184V33H186L187 34V32H188V30H185V28L184 27H187L186 25H184V27H183V24H185L186 22H187V25H189V27H187L188 29L190 28V26H191V24H192V22H193V20L192 19H194V21L198 18V15H194V16H197V18H193L194 16H193V14H194V12L197 10V8L199 9L198 10V13H199V11H200V7H202V6H200V4H198V6H196L197 4L194 2L193 4H192ZM14 3V4H13ZM16 3V4H15ZM20 3V4H19ZM33 5H32V4ZM41 3H43V4H41ZM162 3V4H161ZM250 3V4H249ZM19 4V5H18ZM41 4V5H40ZM57 4V5H56ZM58 4H59V8H58ZM167 4V5H166ZM192 4V6H190ZM253 4V5H252ZM257 4V5H256ZM260 4V5H259ZM12 5H14V6H12ZM26 5V6H25ZM32 5V6H31ZM47 5V6H46ZM195 5V7H193ZM214 5V6H213ZM222 6V7H220V6ZM224 5H226V4H224ZM19 6H22L23 8L25 7L26 9H28V10H26L25 9V12H23L22 10H24V9H21V8H19ZM42 6V7H41ZM51 6V7H50ZM182 6V7H181ZM13 7V8H12ZM29 7L31 8L30 10H29ZM73 7L74 8H76L75 9V12H74V10H72L73 9ZM84 7V8H83ZM190 7V8H189ZM11 8L13 9V10H15L16 8H17V10L16 11H13V10H11ZM72 10H70V9ZM79 8V9H78ZM209 8H210V10H209ZM226 8V7H225ZM43 9V10H42ZM67 9L69 10V11H67ZM78 9V10H77ZM191 9V10H190ZM218 9V10H217ZM253 9V10H252ZM261 9V10H260ZM12 12H11V11ZM18 10H20L21 11V13H20V11L18 12ZM41 10H42V12H41ZM55 10V14H54V11ZM62 10H63V12H62ZM187 10V11H186ZM213 10V11H212ZM7 12V14H6V12ZM27 11V12H26ZM35 11V12H34ZM40 13H39V12ZM79 11V12H78ZM138 11H139V13H138ZM215 11V12H214ZM220 11V12H219ZM11 12V13H10ZM56 12H57V15H56ZM61 12V13H60ZM191 12V13H190ZM216 12H218V14L216 13ZM257 12V13H256ZM16 13V14H15ZM30 13H32V15H30ZM33 13H35V14H33ZM65 13V14H64ZM74 13V14H73ZM10 14H12V15H10ZM59 14H60V17H58L59 16ZM195 14H197V12H195ZM6 17H5V16ZM14 15H16L15 17H13ZM137 15V16H136ZM222 15V14H221ZM31 16V17H30ZM36 16V17H35ZM62 16V17H61ZM64 16V17H63ZM188 16V17H187ZM193 16V17H192ZM254 16V17H253ZM4 17V18H3ZM12 17H13V21H10V20H12ZM24 17H25V19H24ZM37 17L39 18L38 20H36L37 19ZM42 17V18H41ZM60 18L59 20L58 19H56L55 20V18ZM71 17V16H70ZM172 17V18H171ZM252 19H251V18ZM7 18V20H3V19H6ZM35 18V19H34ZM192 18V19H191ZM19 19H21V21L19 20ZM24 19V20H23ZM32 19V20H31ZM42 19V20H41ZM138 19V20H137ZM216 19V20H215ZM3 20V21H2ZM39 20H40V23H39ZM190 20V21H189ZM218 20H219V22H218ZM8 21H10V22H8ZM29 21H30V23H29ZM43 23H42V22ZM132 21V22H131ZM136 21V22H135ZM176 21H177V23H176ZM179 21V22H178ZM217 21V22H216ZM221 21L223 22V23H221ZM33 22H34V24H36L35 26L34 25H32L33 24ZM37 22H38V24H37ZM8 23V24H7ZM46 23V25H43V24H45ZM62 23V24H61ZM63 23L65 24L64 26H63ZM71 23V24H70ZM135 23H137V24H135V26H134V24ZM139 23V24H138ZM193 23H195V22H193ZM21 24V23H20ZM42 24V25H41ZM48 24V25H47ZM129 24H130V26H129ZM175 24H177V25H175ZM229 24V25H228ZM243 24V25H242ZM247 24H248V26H247ZM9 25V26H8ZM39 25V26H38ZM53 25H55V26H53ZM70 25L73 27H71L70 28ZM132 25L135 27V28H137V29H134V27H132ZM175 25V26H174ZM193 25V24H192ZM233 25V26H232ZM234 25H236V27L234 26ZM56 26H58V27H56ZM69 26V27H68ZM170 26V27H169ZM228 26V27H227ZM247 26V27H246ZM12 27V26H11ZM33 27V28H32ZM54 27H55V30H54ZM66 27V28H65ZM144 27H145V29H144ZM174 27V28H173ZM229 27L231 28L230 30H229ZM239 27H240V29H239ZM14 28H16V27H14ZM53 28V29H52ZM56 28H57V30H56ZM75 28V29H74ZM243 28H245V30H243ZM13 29V28H12ZM70 29H71V31H70ZM74 29V30H73ZM219 29H221V31L219 30ZM16 30V31H15ZM47 30V31H46ZM59 30V31H58ZM184 32H183V31ZM31 33H30V32ZM68 31V32H67ZM134 33H133V32ZM224 31V32H223ZM243 31V32H242ZM29 32V33H28ZM37 32V33H36ZM53 32V33H52ZM56 32V33H55ZM65 32V33H64ZM137 32V33H136ZM218 32V33H217ZM222 32V33H221ZM15 34V37H14V35L13 34ZM43 33V34H42ZM61 33H62V36H61ZM217 33V34H216ZM220 33V34H219ZM247 33V34H246ZM19 34V35H18ZM24 34H25V36H24ZM51 34V35H50ZM55 34V35H54ZM67 34H68V36H67ZM71 34V35H70ZM185 34V35H186ZM222 34V35H221ZM245 34V35H244ZM260 34V35H259ZM26 35H27V37H26ZM31 35V36H30ZM76 35V36H75ZM118 36L117 34H114L112 37H113V42H116V43H118V37H114V36ZM210 35V36H209ZM216 35V36H215ZM263 35V37L261 38V36ZM19 36V37H18ZM22 36H24L23 37V39H25V41H22L23 39H22ZM33 36V37H32ZM39 36V37H38ZM60 36V37H59ZM210 38H209V37ZM247 36H248V38H247ZM1 37V36H0ZM14 39H13V38ZM18 37V38H17ZM21 37V38H20ZM213 37V38H212ZM219 37V38H218ZM221 37H222V39H221ZM52 38V39H51ZM76 38V39H75ZM160 38V37H159ZM159 38H158V42L159 43H162L160 40H162L163 42H166L165 40V38L164 37H161L162 39H160L159 40ZM228 38V39H227ZM259 38V40H256V43H255V39H258ZM6 39V38H5ZM11 39H12V41H11ZM21 39V40H20ZM31 39V40H30ZM33 39V40H32ZM58 39V40H57ZM60 39V40H59ZM62 39V40H61ZM164 39V40H163ZM215 39H217V40H215ZM227 39V40H226ZM248 39H249V41H248ZM1 40V39H0ZM39 40V41H38ZM53 40V41H52ZM69 40V41H68ZM74 40H78V41H74ZM246 40V41H245ZM11 41V42H10ZM14 41V42H13ZM36 41V42H35ZM68 41V42H67ZM230 41V42H229ZM6 42H8V43H6ZM67 42V43H66ZM209 42V43H208ZM218 42V43H217ZM223 42H225L224 44H223ZM259 42V43H258ZM14 43V44H13ZM24 43V44H23ZM26 43V44H25ZM34 43V44H33ZM49 43V44H48ZM72 43V44H71ZM75 43V44H74ZM77 43V44H76ZM82 43H83V47H82ZM116 43H114V46L116 45ZM136 42L134 41H132L131 43L129 42L128 44H125V47H124V45L123 46H119V44H118V47H117V45L114 47V50H115V57L121 62V61H124V60H126L127 59V57H128V59L130 58L129 56L132 54V55H134L133 53H135V52H137V49L138 48H136V45H137V43L135 44ZM215 43V44H214ZM221 44L219 47H220V49H219V52H218V45L217 44ZM247 43V44H246ZM252 43H253V45H252ZM3 44V45H2ZM7 44V45H6ZM9 44V45H8ZM35 46V48H33L34 46ZM14 45V46H13ZM29 45V46H28ZM39 45V46H38ZM41 45H42V47H41ZM56 45V46H55ZM59 45H61V46H59ZM66 45V46H65ZM80 45V46H79ZM86 45H87V43H86ZM212 45H214V48L212 47ZM217 45V46H216ZM2 46V47H1ZM5 48H4V47ZM38 46V47H37ZM224 46H225V48H224ZM251 46H252V49H254V50H252L251 49ZM15 47V48H14ZM32 47V48H31ZM96 47V46H95ZM94 47V50L96 49L97 50V48H95ZM122 47H124L123 49H122ZM7 48H9V50L7 49ZM11 48V49H10ZM12 48H14L15 49V51H14V49H12ZM21 48V49H20ZM59 48V49H58ZM100 48V49H99ZM98 48V52L99 51H103L104 52V50L101 48V47H99ZM135 48H136V51H135ZM194 48V47H193ZM203 48V49H202ZM212 48L214 49V50H212ZM216 48H217V50H216ZM227 48V49H226ZM258 50H257V49ZM25 49V50H24ZM37 49V50H36ZM41 49V50H40ZM81 49V50H80ZM234 49V50H233ZM236 49V50H235ZM256 49V50H255ZM3 50V51H2ZM11 50V51H10ZM22 50V51H21ZM36 52H35V51ZM88 51V52H86V51ZM204 50V52H202ZM208 50V51H207ZM211 50H212V52H211ZM238 50H239V52H238ZM245 50V51H244ZM13 51V52H12ZM84 52V54H83V52ZM102 51L101 52H99V53H102ZM223 51V52H222ZM237 51V52H236ZM248 51V52H247ZM3 52V53H2ZM75 52H77L76 54H75ZM79 52H81V54L79 53ZM98 52H96V53H98ZM225 52V54H223ZM233 52V53H232ZM9 53V54H8ZM22 54L21 55V59H20V61L19 60H17L18 59V56H17V59L16 58H14L15 57V54ZM200 53V54H199ZM209 53V54H208ZM212 53H214V55H215V58H214V55L212 54ZM4 54H6L5 56H4ZM16 54V55H17ZM18 54V55H19ZM25 54V55H24ZM35 54H36V56H35ZM79 54V55H78ZM190 54H191V52H190ZM198 54V55H197ZM217 54V55H216ZM221 54V55H220ZM227 54V55H226ZM8 55H9V57H8ZM14 55V56H13ZM30 55V56H29ZM76 55H77V57H76ZM123 55V56H122ZM186 55V54H185ZM189 55V54H188ZM210 55H212V56H210ZM233 55V56H232ZM238 57H237V56ZM242 55V56H241ZM247 55V54H246ZM26 56V57H25ZM83 56H86V57H83ZM122 56V57H121ZM193 56V57H192ZM209 56H210V58H209ZM235 56V57H234ZM258 56V57H257ZM8 57V58H7ZM30 57V58H29ZM74 57H76V58H74ZM132 57V56H131ZM197 57H198V59H197ZM225 57V58H224ZM244 57H246V58H244ZM25 58V59H24ZM27 58V59H26ZM74 58V59H73ZM77 58H79V59H77ZM83 58H84V60H83ZM203 60H202V59ZM213 58V59H212ZM258 58V59H257ZM261 58V59H260ZM6 59V60H5ZM13 60V62H12V60ZM35 59V60H34ZM77 59V60H76ZM201 59V60H200ZM255 59H254V61H255ZM15 60V61H14ZM22 60V61H21ZM33 60V61H32ZM81 60H83V61H81ZM200 60V61H199ZM212 60V61H211ZM215 60V61H214ZM258 60V61H257ZM260 60H262V61H260ZM6 61H8V62H6ZM18 61V62H17ZM30 61H32L31 63H29ZM81 62V69H83V70H81L80 69V67L79 68H76V67H78V66H80L79 65V63ZM99 62H100V60H98ZM172 61V60H171ZM221 61V62H220ZM12 62V63H11ZM16 62V63H15ZM97 62V61H96ZM170 62V61H169ZM168 62V63H169ZM175 62H174V64H175ZM216 62V63H215ZM237 62V63H236ZM241 62V63H240ZM259 62H260V64H259ZM3 63H4V65H3ZM11 63V64H10ZM17 63H19V64H21V65H23V68H25L24 66H26V64H28V67H27V69L29 68V65H30V69H28V70H26V68L24 69V70H26V72L27 71H30L29 73L27 72V73H25V72H22V74H20V72L21 71H24L23 69H21L22 68V66L21 65H19V64H17ZM37 63V64H36ZM101 63H102V61H101ZM167 63V64H168ZM204 63V64H203ZM210 63V64H209ZM215 63V64H214ZM239 63V64H238ZM254 63H252V66L253 67H255V65H254ZM33 64V65H32ZM170 64V63H169ZM182 64V65H181ZM213 64V65H212ZM222 64V65H221ZM227 64V65H226ZM238 64V65H237ZM13 65V66H12ZM39 65V66H38ZM99 65H101V67L99 66ZM188 65V66H187ZM224 65V66H223ZM234 65V66H233ZM35 66H37L36 68H35ZM168 66V65H167ZM214 66V67H213ZM7 67V68H6ZM40 67V68H39ZM95 67H97V68H95ZM169 68H173L174 67V65L172 66H168ZM225 67V68H224ZM232 67H234V68H232ZM15 68V69H14ZM17 68V69H16ZM19 68V69H18ZM33 68H35L37 71H39V72H37L36 70H32ZM188 68V69H187ZM255 68H258V67H255ZM14 69V70H13ZM76 69H79L80 71H81V73L82 74H79L78 73V71H76ZM174 69V68H173ZM185 69H187L188 71H187V73H186V70ZM4 70V71H3ZM5 70H6V72H5ZM42 72H41V71ZM79 74V76H77L76 77V75L77 74H75V71ZM90 70V71H89ZM175 70V69H174ZM207 70H208V72H207ZM227 70V71H226ZM237 70V71H236ZM11 71V72H10ZM35 71H36V73H35ZM83 71H84V73L85 74H83ZM88 71V72H87ZM118 71H120V72H118ZM10 72V73H9ZM31 72H33V74H30ZM52 72V73H51ZM87 72V73H86ZM92 72V73H91ZM105 72H107V74L105 73ZM207 72V73H206ZM224 72V73H223ZM13 73H14V75H13ZM18 75V77H17V75ZM40 73H42L41 75H40ZM44 73V74H43ZM74 73V74H73ZM109 73V74H108ZM111 73V74H110ZM114 73V74H113ZM170 73L172 74V75H170ZM20 74V75H19ZM25 74V75H24ZM96 74H98V75H96ZM104 74V75H103ZM232 74H233V76H232ZM2 75V76H1ZM22 75H24V76H22ZM27 75H29V76H27ZM33 75V77H32V79L30 78V76H32ZM92 75V76H91ZM96 75V76H95ZM107 75V76H106ZM155 75V74H154ZM183 75H186V76H183ZM231 75V76H230ZM8 76V77H7ZM20 76V77H19ZM37 78H36V77ZM41 78V80H43V82H38V80H40V79H38L39 77ZM54 76V77H53ZM74 76H75V78H74ZM105 76V77H104ZM207 76V77H206ZM35 77V78H34ZM43 77V78H42ZM46 77V78H45ZM104 77V78H103ZM196 77V78H195ZM17 80H16V79ZM45 78V79H44ZM58 78V79H57ZM119 78V79H118ZM200 78V79H199ZM235 78V77H234ZM233 78V79H234ZM15 79V80H14ZM36 79V80H35ZM52 79V80H51ZM176 79V80H175ZM209 79V80H208ZM3 80H5V78L3 79ZM96 80H97V82H98V84H97V82H96ZM117 80V81H116ZM204 80V81H203ZM10 81V80H9ZM12 81H15L14 83L12 82ZM105 81V83H103ZM120 81V80H119ZM182 81V82H181ZM1 83H2V80L0 81ZM50 82V83H49ZM114 82L116 83L115 85H114ZM182 83V85H181V83ZM223 82V83H222ZM180 83V84H179ZM15 84V85H14ZM42 84V85H41ZM49 84H51V85H49ZM179 84V85H178ZM208 84H209V86H210V88L208 89L207 87H208ZM211 84V85H210ZM27 85V86H26ZM40 85V86H39ZM117 85V89L116 88H114V86H116ZM181 85V86H180ZM14 86V87H13ZM22 86V87H21ZM26 88H25V87ZM44 86V87H43ZM46 86V87H45ZM50 86H52V87H50ZM59 86V87H58ZM212 86H214V87H212ZM21 87V88H20ZM47 87H49V88H47ZM11 88V89H12ZM29 88V89H28ZM47 89V91L48 90H50V91H52V92H54L53 94H55L54 95V98L53 97H48V93L46 92V90H43V89ZM151 88V89H150ZM24 89H27V90H24ZM186 90V93H184L183 94V92H185V91H181V90ZM196 90H199V92H197ZM202 92H201V91ZM22 91V92H21ZM24 91H26L25 93H24ZM45 91V92H44ZM62 91V92H61ZM148 92V93H149ZM161 92V93H160ZM196 92H197V94H196ZM42 93V94H41ZM43 93L44 94H47V95H43ZM51 93V92H50ZM59 95H58V94ZM112 94L113 95V97L112 96H110L109 94ZM192 93V94H191ZM13 94V93H12ZM11 94V95H12ZM19 94H20V96H19ZM175 94H177V95H175ZM206 94V95H205ZM16 95V96H15ZM22 95V96H21ZM45 97H43V96ZM50 95V94H49ZM61 95H63V97H61V98H63V100L65 99V102L62 100V102H64L63 104L61 103V98L59 97V96H61ZM149 95V94H148ZM159 95V96H158ZM197 95V96H196ZM42 96V97H41ZM206 96H208V97H206ZM24 97V98H23ZM47 97V98H46ZM110 97V98H109ZM166 97V98H165ZM171 97V98H170ZM12 98V97H11ZM59 98V99H58ZM109 98V99H108ZM207 98H209V99H207ZM13 99V100H14ZM19 99H22L21 100V102H20V100ZM42 99V100H41ZM58 99V100H57ZM256 99H260L259 101V103L256 101ZM256 99H250V100H247V105H246V103L244 104V106H247V108H255L256 106H257V104H260V105H264V93H262L261 94V98H260V96L258 97V98H256ZM17 100V101H16ZM41 100V101H40ZM43 100H45L48 104H46L45 103V101H43ZM49 100V101H48ZM52 100V101H51ZM102 100H104L103 102H102ZM165 100V101H164ZM169 100V101H168ZM255 100V101H254ZM54 101L56 102V105L54 106ZM101 101V102H100ZM51 102V103H50ZM111 102V101H110ZM10 103V104H9ZM15 103H19L18 105L17 104H15ZM59 103H61V104H59ZM102 103V104H101ZM112 103V102H111ZM203 103V104H202ZM14 104H15V107L13 108V106H14ZM64 104H65V106H64ZM88 104V105H87ZM100 104L102 105V106H100ZM207 104H208V102H207ZM3 105V104H2ZM16 105H17V107H16ZM51 105V106H50ZM57 105H59V107H57ZM60 105H62V108H65L66 110H67V112L63 109V112H61L62 110H60V108H61V106ZM91 105V106H90ZM94 105V107L97 105L98 107H100V108H102L101 110H98L99 108H97V106L94 108H92V106ZM107 105H109V107L107 106ZM152 105H153V107L155 106L156 107V105H158L157 106V108L156 109H154L153 108V110H152ZM19 106V107H18ZM54 106V107H53ZM68 106V107H67ZM114 106H116V107H114ZM149 106H151L150 108H151V110L152 111H150V113L151 114H148L149 113V110H148V108H149ZM164 106H169V108H164ZM204 106V107H203ZM233 109H234V111H236V112H234V114L235 113H240V112H238L239 111V109H240V105H239V103H234L233 105ZM70 107V108H69ZM88 107V108H87ZM91 107V108H90ZM14 109V111H16V113L13 111V110H11V109ZM18 108V109H17ZM48 108H50L49 109V113L47 112V110H48ZM61 108V109H62ZM161 108H163V110H164V112H162V110H160L159 112L160 113H156L155 111H157L158 112V109H161ZM239 108V109H238ZM250 108V109H251ZM52 109V110H51ZM59 109V110H58ZM88 109H90V110H88ZM92 109L94 110V112L92 111ZM171 109H170V111H171ZM54 110V113H53V115H52V113H51V111H53ZM74 110V112H72ZM105 110H106V108H105ZM104 110V111H105ZM204 110V111H203ZM12 111H13V113H12ZM85 112V114H83L84 112ZM88 111H92L93 113H91L90 114V112L89 113H87ZM96 111V112H95ZM174 111V112H173ZM172 112L173 113H176V110H175V107H174V110H173ZM179 111H181V110H179ZM178 111V112H179ZM184 111H185V113H184ZM35 112V113H34ZM39 112V113H38ZM76 112V113H75ZM112 112V113H113ZM162 112V113H161ZM170 113V114H172L171 115V118H172V116H173V118H174V115H173V113ZM9 113V114H10ZM47 113L49 114L48 116H50V118H47ZM58 113L60 114V115H58ZM72 113H74L73 114V116H72ZM87 113V114H86ZM114 113V114H115ZM156 113V114H155ZM183 113V114H182ZM192 113V114H191ZM15 114V115H14ZM30 114V115H29ZM34 114H36V115H34ZM64 114V115H63ZM67 114V115H66ZM13 115L15 116L14 118H13ZM18 115V116H17ZM52 115V116H51ZM56 115V117L54 118V116ZM69 115H70V120L71 121H68L67 123H65L67 120H68V117H69ZM158 115V116H157ZM237 115V114H236ZM242 115V114H241ZM243 115H245V114H243ZM247 115V114H246ZM64 116V117H63ZM65 116H67V118L65 117ZM80 116L78 117V118H80ZM88 116V117H89ZM128 116V115H127ZM166 116H167V114H166ZM240 116V115H239ZM39 117H40V119H39ZM53 117V119H51ZM152 117V118H151ZM238 117V116H237ZM36 118H37V120H36ZM65 118V119H64ZM154 118V120H156ZM167 118H168V116H167ZM186 118V119H185ZM207 119V123L205 122L206 120H204V119ZM57 119H59V120H57ZM61 119H62V121H61ZM64 119V120H63ZM6 122H5V121ZM14 120H16V121H14ZM56 120H57V122H56ZM72 120H73V122H72ZM153 120V121H154ZM168 120H169V118H168ZM171 120V119H170ZM13 121V122H12ZM60 123H59V122ZM30 122V123H29ZM69 122H71L72 123V126H71V124H69ZM171 122V121H170ZM187 122V123H186ZM237 122V121H236ZM235 122V125L237 124ZM1 123H3V124H1ZM42 123L43 124H48V126H46V125H43L44 127H42L41 125H42ZM63 123V124H62ZM123 123V122H122ZM122 123L121 122H119L118 121V125H119V128L121 129V128H124L126 125H127V122L125 121L124 123H125V125H124V127H123V125H122ZM220 123V124H219ZM226 124L225 126H224V124ZM17 124V125H16ZM29 124H30V126H29ZM68 124V125H67ZM168 124H170V123H168ZM211 124H212V128H211ZM221 124H223V125H221ZM40 125V126H39ZM172 125H173V128H172ZM231 125H232V127L236 130V127H237V125L234 127V124L233 123H229V126H227L226 128H224L223 130H226V129H228L227 131L229 132L231 129H232V127H231ZM12 126V127H11ZM29 126V127H28ZM49 126H50V128H52L53 129V131H51L50 129H49ZM56 126V127H55ZM68 126V127H67ZM183 126V127H182ZM215 126V127H214ZM216 126H217V128H216ZM219 126V127H218ZM4 127H6L5 128V130H7V131H4V130H2V129H4ZM8 127V128H7ZM14 127V128H13ZM24 127V128H23ZM48 129H47V128ZM127 127V126H126ZM175 127V128H174ZM230 127H231V129H230ZM19 128V129H18ZM20 128H22V129H20ZM28 128V129H27ZM32 130H31V129ZM43 128H46L44 131H43V133L41 134V132H40V130H42ZM71 128V129H70ZM118 128V129H119ZM55 129H56V131H55ZM65 129V130H64ZM67 129H68V131H69V133H67V132H65V131H67ZM70 129V130H69ZM183 130V131H181V135H179V132H180V130ZM213 129V130H212ZM8 130H9V132H8ZM22 130H24V131H22ZM31 130V131H30ZM50 130V131H49ZM63 130V131H62ZM186 130V131H185ZM263 130H264V128H263ZM3 131V132H2ZM214 131V132H213ZM216 131V132H217ZM227 131H225L226 133V135H229V134H232V133H228ZM231 131H233V130H231ZM5 132H6V136H10L9 138L8 137H5ZM11 132V133H10ZM19 132V133H18ZM23 132V133H22ZM32 132V134L31 135H29V133H31ZM51 132V133H50ZM52 132L54 133L53 135H52ZM67 133V136H66V134L65 133ZM128 132H130V134L132 133L131 131H128ZM234 133H233V135L232 136H235V131H233ZM3 133H4V135H3ZM10 133V134H9ZM21 133H22V135H21ZM41 135V137L38 135ZM61 135H60V134ZM8 134V135H7ZM17 134V135H16ZM45 134V135H44ZM51 134V135H50ZM56 134H57V136H59V137H56ZM65 134V135H64ZM69 134V135H68ZM130 134H128L129 136H130ZM185 134H187V135H185ZM11 135H13V137L11 136ZM43 135V136H42ZM66 136L65 138H63L64 136ZM122 135V136H121ZM132 135H133V137L132 136H130L131 138H133L134 139V136H135V134H133L132 133ZM2 136H4V137H2ZM20 136H21V140H20ZM33 136V137H32ZM38 136V137H37ZM46 136V137H45ZM62 136V138H60ZM69 136V137H68ZM128 136V138L130 139V137ZM160 136H162V138L160 137ZM166 136V137H165ZM174 136V137H173ZM177 138H176V137ZM230 136V135H229ZM29 137V138H28ZM52 137V138H51ZM112 137V138H111ZM126 137H124V139L126 138ZM142 139H140V138ZM180 137H182V138H180ZM185 137V138H184ZM7 138V139H6ZM22 138H24V139H22ZM35 140H34V139ZM67 138V139H66ZM175 138V139H174ZM3 139H4V141H3ZM18 139V140H17ZM168 139V140H167ZM7 140V141H6ZM15 140V141H14ZM34 140V143L32 142ZM47 140H48V142H49V145L47 146L46 144H48V143H44L45 145H43V142H47ZM64 140V141H63ZM8 141H9V143H10V145H9V143H8ZM12 141H14V142H12ZM18 141H20L19 143H18ZM26 141V142H25ZM50 141H52L51 142V144H50ZM63 141V142H62ZM130 141V140H129ZM143 141H144V143H143ZM167 141V142H166ZM174 141V142H173ZM186 141V142H185ZM2 142H3V144H2ZM7 142V143H6ZM12 142V143H11ZM16 142V143H15ZM133 142V141H132ZM170 142V143H169ZM9 145L8 147L10 148H8L7 147V145ZM13 143H14V145H13ZM29 143V144H28ZM118 143V142H117ZM117 143L115 144V145H117ZM148 143V144H147ZM11 144H12V146H11ZM42 144V145H41ZM121 144V145H120ZM143 144H144V146H143ZM146 144V145H145ZM218 144H220V145H218ZM225 144H228V145H225ZM16 145V146H15ZM119 145H120V147H119ZM129 145H130V147H129ZM186 145V146H185ZM4 146V147H3ZM21 146V147H20ZM34 146V145H33ZM45 146H47L46 148H45ZM133 146V148H134V150H133V148L131 149V147ZM149 146V147H148ZM153 146V147H152ZM191 146V147H190ZM222 146H223V148H222ZM225 146V147H224ZM226 146L228 147V148H226ZM14 147V148H13ZM60 147L58 148L59 150H60V152H62L63 150H67L66 148H67V146H65V147H63L62 149H60ZM166 149H165V148ZM14 150V155H15V157L16 158H14V155H13V157L12 156H10L9 155V153H11L12 151H10L9 152V150H12V149ZM105 148V150H107ZM111 148H114V149H111ZM129 148H130V150H129ZM153 148V149H152ZM217 148V149H216ZM235 148V149H234ZM4 149V150H3ZM5 149H7V150H5ZM101 149V148H100ZM116 149V150H115ZM137 149V150H136ZM163 151H162V150ZM228 149V150H227ZM234 149V150H233ZM62 150V151H61ZM99 150V149H98ZM117 150L119 151L118 153H117ZM126 150V151H125ZM133 150V151H132ZM146 150V151H145ZM148 150V151H147ZM190 150V151H189ZM194 150H195V152H194ZM197 150V151H196ZM200 150V151H199ZM209 152H208V151ZM7 151V152H6ZM18 151L19 150H17V153H18ZM115 151V152H114ZM122 151V152H121ZM140 151V152H139ZM230 151V152H229ZM6 152V153H5ZM64 152V151H63ZM96 152H98V151H96ZM5 153V156L7 155V156H9L8 158H6V157H3L2 155ZM16 153V154H17ZM67 153V152H66ZM120 153H122V154H120ZM124 153V154H123ZM133 153V154H132ZM142 153V154H141ZM160 155H159V154ZM90 154H92V151H91V153ZM141 154V155H140ZM152 154V155H151ZM204 156H206V157H204ZM11 155H12V153H11ZM120 155V156H119ZM124 155V156H123ZM22 158H21V157ZM106 156L107 157V159H105V161L103 160L104 159V157ZM117 156V157H116ZM200 156V157H199ZM1 157H3V158H1ZM101 157H102V159H101ZM105 157V158H106ZM111 157V158H110ZM125 157H127V158H125ZM194 157H196V158H194ZM212 157V158H211ZM12 158V159H11ZM46 158V157H45ZM117 158H118V160H117ZM123 158V159H122ZM133 158V159H132ZM15 159V160H14ZM116 161H115V160ZM128 159H129V162H128V164L126 163L127 161H128ZM177 159V160H176ZM207 159V160H206ZM125 160H126V162H125ZM165 160H166V165H165ZM203 160V161H202ZM101 161V162H102ZM124 161V162H123ZM178 161H180V162H178ZM205 161V162H204ZM207 161V162H206ZM105 162V163H104ZM107 162H108V164H107ZM116 162V163H115ZM157 162H159V163H157ZM4 163H8V164H4ZM10 163H12V164H10ZM127 165H126V164ZM160 163H161V168L160 167H158L159 165H160ZM118 164V165H117ZM164 164V165H163ZM169 164V165H168ZM173 164H174V166H173ZM178 164V165H177ZM6 165H7V168H6ZM10 165H11V168H9L10 167ZM93 165H94V163H93ZM125 165V166H124ZM208 165H210V167L208 166ZM5 166V167H4ZM14 166V167H13ZM17 166V167H16ZM95 166V165H94ZM98 166H97V169H98ZM126 166L127 167H129V168H126ZM164 166V167H163ZM167 166H168V168H167ZM172 166V167H171ZM96 167V166H95ZM179 167V168H178ZM112 168H113V170L115 171H113L112 170ZM118 168V169H117ZM122 168H126V169H129V170H127V171H125V170H123ZM134 168V169H133ZM158 168H159V170H158ZM178 168V169H177ZM204 168V172H203V169ZM5 169V170H4ZM11 169V170H10ZM96 169V168H95ZM94 169V170H95ZM105 169V170H106ZM123 170L124 172H122V174H119V172H121L120 170ZM166 169V170H165ZM173 169V170H172ZM199 169V170H198ZM264 167H263V165H262V167L259 165L258 167H257V169H256V171H254V173L256 172V174H254V175H261L262 177H264ZM6 170H7V172H6ZM9 170H10V172H9ZM116 170H118L117 171V173H116ZM157 170H158V172H157ZM162 172H161V171ZM168 170H169V173H168ZM177 170V171H176ZM180 170V171H179ZM186 172H185V171ZM190 170V171H189ZM200 170H201V172H200ZM242 170H244L243 172H242ZM253 170H255V169H253ZM263 170V171H262ZM2 171V172H1ZM105 173H104V172ZM167 171V172H166ZM9 172V174H7ZM110 172V173H109ZM127 172V173H126ZM166 172V173H165ZM173 172V173H172ZM185 172V173H184ZM232 172V173H231ZM239 174H238V173ZM258 172V173H257ZM261 172V173H260ZM12 173V174H11ZM97 173V171L95 172V174ZM157 173V174H156ZM165 173V174H164ZM172 173V174H171ZM180 173H181V175H180ZM187 173H189V174H187ZM205 173V174H204ZM11 174V175H10ZM100 174H103V178H102V175H100ZM125 174V175H124ZM175 174V175H174ZM184 174V175H183ZM118 175V176H117ZM129 175V176H128ZM192 175H196L195 177L194 176H192ZM230 178L229 180H228V178H227V176ZM99 176H101V177H99ZM106 176H109V178L108 177H106ZM114 176V177H113ZM128 176V177H127ZM166 176H167V179H168V177H169V181H167V182H169V183H167L166 181H165V179H166ZM171 176V177H170ZM175 176V177H174ZM185 176V177H184ZM189 176V177H188ZM242 176V177H241ZM162 177H164L165 179L164 180H161L162 179ZM181 177H183V178H181ZM188 177V178H187ZM11 180H10V179ZM105 178V181H107V180H109L108 182H103V179ZM107 178V179H106ZM125 178H126V181H125ZM130 178V179H129ZM158 178V179H157ZM172 178V179H171ZM178 178H180V179H178ZM190 178V179H189ZM192 178V179H191ZM194 178V179H193ZM114 179V180H113ZM159 179L161 180V182H165L167 185H166V188H167V186H168V188H170L171 187V190L172 191H170V189H168V191H166L165 190V184H164V182H163V185L164 186H162V184L161 183H159ZM188 179V180H187ZM198 179V180H197ZM246 179V180H245ZM8 180V181H7ZM101 180V181H100ZM194 180V181H193ZM197 180V182H199V183H201V184H198V183H196L195 181ZM201 180H202V182H201ZM245 180V181H244ZM12 181V182H11ZM16 181V182H15ZM155 181H156V183H155ZM176 181H178V182H176ZM17 184V186L16 185H14L15 183ZM18 182V183H17ZM102 182V183H101ZM148 182V183H147ZM174 182V183H173ZM227 182H229L228 184H227ZM11 183H13L12 185H11ZM100 183H101V186H100ZM109 184V185H107V184ZM116 183V185H118L117 184V182H115ZM115 183H114V185H115ZM151 185H150V184ZM172 185H171V184ZM233 183V184H232ZM147 184V185H146ZM156 184V185H155ZM168 184H170V186L168 185ZM230 184V185H229ZM14 185V186H13ZM21 185V184H20ZM115 185V186H116ZM150 185V186H149ZM153 185H155V186H153ZM158 185V186H157ZM174 185V186H173ZM198 185V186H197ZM4 186V187H3ZM118 186V187H119ZM152 186V187H151ZM159 186H161V188L159 187ZM199 186H201V187H199ZM101 187V188H100ZM117 187V188H118ZM126 187V188H125ZM128 187V188H127ZM132 189H131V188ZM156 189H155V188ZM157 187H159V188H157ZM163 187V188H162ZM195 187H198V189L197 188H195ZM99 188V189H98ZM152 188V189H151ZM202 188V189H201ZM242 188V189H241ZM3 189V190H4ZM121 189V190H120ZM124 189V190H123ZM200 189V190H199ZM214 189V190H213ZM241 189V190H240ZM245 189V190H244ZM97 190H99V192L97 191ZM135 190V191H134ZM144 191L143 193H144V195H143V193H140L139 191ZM164 190V191H163ZM244 191V195H243V191ZM129 191V192H128ZM134 191V192H133ZM199 191H201V193H199ZM202 191L204 192L203 193V195H202ZM126 194H125V193ZM137 192V193H136ZM139 192V193H138ZM166 192V193H165ZM172 192V193H171ZM194 192H196V194L194 193ZM228 192H229V194H228ZM230 192H233V193H235L236 195H238L239 194V196H241L240 198H235V197H233L231 194H230ZM246 192V193H245ZM97 193H99V194H101V195H99V196H102V194H103V196L102 197H104L103 198V200H101V198L100 197H97L98 195H97ZM129 193V194H128ZM135 193V194H134ZM171 193V194H170ZM217 193V195H215ZM146 194V195H145ZM188 194V195H187ZM199 194H201V197H202V200H199L200 198H197V195H199ZM213 194V195H212ZM255 194V193H254ZM127 195V196H126ZM162 195V196H161ZM186 195H187V197H186ZM194 195V196H193ZM140 196V197H139ZM147 196V197H146ZM171 196V197H170ZM190 196H191V200L194 202V200H195V204L192 202V201H190L189 202V198H190ZM196 196V197H195ZM207 196V197H206ZM212 196V197H211ZM238 196V197H239ZM243 196H245V198H243ZM97 197V198H96ZM129 197V198H128ZM153 197H154V200H155V202L153 203ZM162 197V198H161ZM195 197V198H194ZM206 197V198H205ZM99 198V199H98ZM144 198H146V199H144ZM147 198H148V200H147ZM150 198V199H149ZM172 198V199H171ZM173 198L175 199V198H180V200L178 201V199H175V200H173ZM183 198L185 199L184 201H182L183 200ZM129 199H130V201H129ZM153 201H152V200ZM170 199V200H169ZM188 199V200H187ZM207 199V200H206ZM213 199V200H212ZM220 199V200H219ZM253 199V200H252ZM101 200V201H100ZM105 200V201H104ZM141 200H142V202H145V203H142L141 202ZM159 200V201H158ZM219 202H218V201ZM244 200V201H243ZM251 200V201H250ZM259 200V199H258ZM100 201V202H99ZM172 201H174V202H176V204H177V202H180V203H183V202H185L184 204H186V206L188 207V208H185V207H183V204H179L178 203V205H180L179 207H178V205H176V204H173L174 202H172ZM215 201V202H214ZM256 201V202H255ZM152 202V203H151ZM190 203L191 205H193V206H190V204H188V203ZM214 202V203H213ZM140 205H139V204ZM159 203H162V204H160L159 205ZM170 203V204H169ZM219 203L221 204L220 206H219ZM258 203H259V205L260 206H258ZM130 205V207H129V205ZM144 204V205H143ZM151 204H153L154 205V207H153V205H151ZM164 204V205H163ZM147 207H146V206ZM162 205V206H161ZM170 205L172 206V207H170ZM177 207H176V206ZM189 205V206H188ZM216 205V206H215ZM141 206H142V208H143V206H144V208H146V209H141ZM160 206V207H159ZM165 206H166V208H165ZM169 206V207H168ZM249 206V207H248ZM258 206V207H257ZM152 207L154 208V210H151V212H150V209L149 208H151L152 209ZM159 207V208H158ZM168 207V208H167ZM190 207H193L194 209V213L192 212H189V208ZM214 207H216V208H214ZM220 209H219V208ZM132 208V210H130ZM137 208H138V210H137ZM158 208V209H157ZM171 210H170V209ZM179 208H180V211H179ZM226 208V209H225ZM136 209V210H135ZM155 209H157V212H160L159 214H157V212H156V210ZM210 208H208V210H209ZM218 209V210H217ZM141 210L144 212V213H142L141 212ZM184 210V211H183ZM220 210V211H219ZM128 211H129V213H128ZM130 211H132V213H130ZM135 211V212H134ZM180 213H178V212ZM186 211V212H185ZM211 211V210H210ZM218 211V212H217ZM224 211V212H223ZM133 212H134V214H133ZM168 212V213H169ZM222 212V213H221ZM256 212V213H255ZM156 213V214H155ZM167 213V212H166ZM217 213V214H216ZM225 213V214H224ZM155 214V215H154ZM165 214V213H164ZM223 214V215H222ZM248 214V215H247ZM250 214V215H249ZM179 215H181V217L179 216ZM183 215V216H182ZM187 215V216H186ZM245 215V216H244ZM192 216V217H191ZM260 216H261V218H260ZM137 217V216H136ZM89 218H90V216H89ZM179 218V219H178ZM181 218H182V220H181ZM187 218V219H186ZM200 218V219H199ZM90 219H93L94 220V216H92V218H90ZM245 219V220H244ZM188 220V221H187ZM106 221H109V218L106 220V219H104V221H102V223H101V225H103L104 227L107 225V223L108 222H106ZM189 222V223H190ZM191 224H188V225H191ZM223 228V229H222ZM222 230V231H221ZM232 233V234H231ZM235 233V234H234ZM234 237H233V236ZM15 236V237H14ZM225 236V237H224ZM231 236H232V238H231ZM13 237L16 239L18 236H17V234L14 232V235H13ZM239 237V238H238ZM230 238H231V240H230ZM235 240V241H234ZM234 241V242H233ZM227 242V243H228ZM232 243H233V245H232ZM236 245V246H235ZM226 246V245H225ZM227 247V246H226ZM225 247V248H226ZM231 248H232V250L233 251H231ZM237 251H236V250ZM205 252H207L208 250H204ZM241 253H240V252ZM229 252H231V253H229ZM235 252V253H234ZM200 253L201 252H199V255H200ZM203 253V256L202 255H200V258H201V262L203 263V264H220V262L218 263V261L212 256V255H210V251H208V253H209V255L207 256V255H205L204 254V252H202ZM201 253V254H202ZM225 253V252H224ZM238 253V254H237ZM207 254V253H206ZM225 254V255H226ZM238 255V256H237ZM244 257H243V256ZM209 257V258H206V257ZM205 257V258H204ZM237 257V258H236ZM212 258V259H211ZM213 259H215V260H213ZM232 259V258H231ZM203 260V261H202ZM229 260V259H228ZM244 260V261H243ZM212 261V262H211ZM211 262V263H210ZM223 262H225V261H223ZM223 262H221V264L223 263ZM230 262V263H231ZM233 262V263H234ZM227 263V261L225 262V263H223V264H226ZM229 263V262H228ZM232 264V263H231Z\"/></svg>","mask_w":264,"mask_h":264}]
</instances>
